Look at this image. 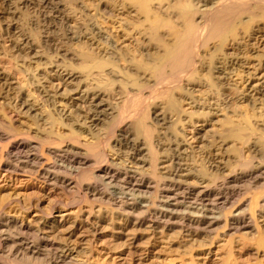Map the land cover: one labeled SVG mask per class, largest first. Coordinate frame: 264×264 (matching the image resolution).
Returning a JSON list of instances; mask_svg holds the SVG:
<instances>
[{"label": "rangeland", "instance_id": "obj_1", "mask_svg": "<svg viewBox=\"0 0 264 264\" xmlns=\"http://www.w3.org/2000/svg\"><path fill=\"white\" fill-rule=\"evenodd\" d=\"M175 5V0L160 4L152 0L150 9L154 13L145 22L143 16L136 15L135 4H125L124 0H0V117L6 123L2 112L14 113L11 125L19 132L16 137L0 140V214L8 221L26 224L33 230L39 219L58 215L68 218L75 216L79 207L98 205L91 197L80 201L77 196L83 192L74 189L38 198L29 189L34 180L28 174L2 168V155L8 145L23 137L35 144L39 136L35 130L39 129L60 135L64 143L69 141L71 129L76 132L75 144L86 152L98 139L108 162L122 166L126 154L119 134L125 129L126 138H140L134 120L145 110L152 128L158 175H165L166 169L161 167L169 164L166 160L171 154L181 158L184 168L192 173L187 177L190 183H196L197 177L221 179L248 167H264V14L250 12L220 37L208 41L198 50L191 76L165 91L166 88L153 87L151 68L164 45L172 42L170 35L177 24L175 17L164 16V9L175 10ZM152 22L159 23L158 34H147L137 41V46H128L125 35L130 29L142 24L149 30ZM79 27H84L86 34L93 31L95 39L75 40L72 35ZM111 44L116 48L114 59L100 54ZM31 83L44 85L54 95V108L72 109L74 122L47 128L44 118L39 119L53 113V106L37 100ZM137 86L143 88L145 96L153 92L141 104L132 102ZM78 89L80 94L74 93ZM94 93H100L95 101ZM25 95L36 99L35 111L20 104ZM189 101L200 105L192 106ZM93 104L110 109V114L98 118L101 121L83 122L82 116ZM154 111L164 114L165 124L157 122ZM90 124L92 127H87ZM135 164L142 167L141 172H148L144 163ZM96 167L92 161L80 171L90 176L96 173ZM263 176L256 182L244 177L237 184L240 197L253 202L264 198ZM103 229V237L96 245L80 249L73 244L76 253L72 255L77 261L116 263L120 249H112L114 231L112 226ZM256 229L249 234L230 232L222 236L225 229L219 226L211 235V245L198 240L182 241L179 247L176 240L167 247L163 241L142 256V264H264L261 219ZM255 251L257 255H253ZM206 252H210L209 259L202 258ZM0 261L43 264L44 259L3 254Z\"/></svg>", "mask_w": 264, "mask_h": 264}, {"label": "bare ground", "instance_id": "obj_2", "mask_svg": "<svg viewBox=\"0 0 264 264\" xmlns=\"http://www.w3.org/2000/svg\"><path fill=\"white\" fill-rule=\"evenodd\" d=\"M151 1L124 0V3L135 4L136 15L143 16L147 22L148 16L154 13L150 9ZM156 1L160 4L163 0ZM175 2V10L168 7L164 9V16L175 17L177 24V28L170 35L172 42L164 45L162 54L151 68L153 87L166 88L165 91L191 76L198 50L208 41L220 37L235 21L250 12L260 11L264 14V0ZM158 24L150 23L149 30L142 27V24L134 26L125 35L128 46H137V41L145 38L147 34L156 36L159 31ZM72 37L78 42L83 38L95 39L93 31L86 34L84 27H79ZM100 54L114 59L116 48L111 44L110 48H102ZM86 57L87 55H84L85 59ZM66 74L69 78H76L74 74ZM31 84L37 100L43 105L49 103L53 106V113L42 115L39 119L44 118L47 128L52 129L55 125L69 126V123L74 122L70 116L72 109L68 111L54 108V95L46 91L42 84ZM134 90V104H141L153 93L149 91L148 96H145L141 86ZM74 93L80 94V90ZM99 96L100 93H94V101ZM20 104L32 111H35L33 107L37 106L36 99L31 100L28 95L23 97ZM188 104L200 105L197 101H189ZM74 105L76 107V104ZM93 105L94 107L89 108L88 113L82 116L83 122L101 121L98 118L110 114L107 113L110 109L106 111L97 104ZM153 113L157 122L166 123L163 113ZM2 114L6 123L0 117V140L18 136L19 132L11 125L15 120L14 113L7 111ZM54 114L56 117H53ZM147 121L145 110L134 120L140 138H126L125 129L119 134L126 154L122 166L108 162L98 139L92 142L87 152L77 146L76 132L71 129L69 141L66 143L60 135L53 134L51 130L39 129L35 130L36 134H39L35 144L24 137L9 144L2 155V168L28 174L34 180L29 189H33L35 196L53 197L66 189H74L78 193L83 192L77 196L80 201L91 197L96 199L98 205L79 207L76 215L68 218L58 215L47 220L39 219L33 230L26 224L8 221L0 214V259L5 254L7 257H43V264H84V261H77L72 255L76 253L73 244L77 243L80 249L96 245L103 237V228L109 226H112L114 231L111 235L114 246L112 249H120L115 264H142V256L163 241L167 247L176 240L180 242L179 247L182 246V241L200 240L206 241L203 245H211V235L219 226L225 229L222 236L230 232H256L257 220L264 222V198L255 202L241 198L237 184L246 176L252 177V182H256L260 175H264V167H248L239 174L232 173L221 179L196 176L198 181L190 183L187 177L192 173L184 168L181 158L171 154L166 160L169 164L161 167L166 169L163 172L165 175H158L155 153L151 145L152 128ZM87 127H92V124ZM92 161L97 164L94 175L89 176L80 171ZM135 162L144 163L148 172H141L142 167ZM232 243L234 241L229 244V250ZM100 252L108 254L103 249ZM209 253H204L202 258L207 259ZM257 254L256 251L253 252V255ZM193 256L198 257V254ZM0 264L27 263L0 261Z\"/></svg>", "mask_w": 264, "mask_h": 264}]
</instances>
